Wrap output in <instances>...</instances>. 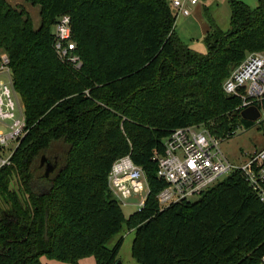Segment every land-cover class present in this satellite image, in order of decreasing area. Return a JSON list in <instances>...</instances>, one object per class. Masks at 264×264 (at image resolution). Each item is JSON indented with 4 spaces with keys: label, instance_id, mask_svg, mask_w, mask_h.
I'll list each match as a JSON object with an SVG mask.
<instances>
[{
    "label": "trees",
    "instance_id": "1",
    "mask_svg": "<svg viewBox=\"0 0 264 264\" xmlns=\"http://www.w3.org/2000/svg\"><path fill=\"white\" fill-rule=\"evenodd\" d=\"M28 1L40 5L38 29L25 8L0 0V64L4 51L31 128L0 168V195L10 205L0 213V264H116L124 237L112 249L108 241L124 226L135 232L139 264H258L264 205L244 175L160 207L165 183L154 157L179 128L203 124L226 139L254 127L223 82L247 54L264 52V0L254 9L231 0V28L211 25L206 54L179 37L171 0ZM63 16L71 18L80 70L53 48ZM125 156L150 186L145 207L129 217L108 181ZM43 158L57 164L48 177Z\"/></svg>",
    "mask_w": 264,
    "mask_h": 264
},
{
    "label": "built area",
    "instance_id": "2",
    "mask_svg": "<svg viewBox=\"0 0 264 264\" xmlns=\"http://www.w3.org/2000/svg\"><path fill=\"white\" fill-rule=\"evenodd\" d=\"M200 0H171L177 14L188 16L189 5ZM53 48L64 63L80 70L82 58L76 53L71 18L63 16L54 24ZM7 54L1 55L0 75V153L8 154L0 159V168L10 164L15 150L30 132L25 108L15 90L13 75ZM228 96L240 99L241 112L256 107L259 117L254 127L264 131V52L247 54L243 62L235 67L223 84ZM263 143L254 145L250 151H242L236 161H231L222 150V139L215 137L206 128L188 126L176 129L165 140V152L156 154L157 177L165 187L157 195L160 207L173 203L192 201L223 181L232 173L244 175L249 187L264 205V133ZM14 145V149L11 147ZM109 187L121 207H145L150 186L143 169L130 156L117 160L109 172ZM136 198V202L131 200ZM258 264H264V255Z\"/></svg>",
    "mask_w": 264,
    "mask_h": 264
},
{
    "label": "rangeland",
    "instance_id": "3",
    "mask_svg": "<svg viewBox=\"0 0 264 264\" xmlns=\"http://www.w3.org/2000/svg\"><path fill=\"white\" fill-rule=\"evenodd\" d=\"M12 6L23 7L29 13L33 27L38 29L41 25V15H40V5L32 4L28 0H7ZM242 4L249 6L250 8H256L258 6L259 0H235ZM190 14L182 18L181 15H178L176 22V31L179 37L184 43H186L190 48L195 50L198 53L206 54L208 49L204 42L206 34L211 30V25H215L217 28L226 32L231 28V18H232V7L231 0H200L196 5H189ZM54 31V27L52 28ZM3 54L6 52L2 51ZM13 75V74H12ZM230 76V75H229ZM228 76V77H229ZM227 77V78H228ZM226 78V79H227ZM0 79H4L0 75ZM225 79V80H226ZM225 82V81H224ZM223 82V84H224ZM21 102L24 106L22 98L20 97ZM200 127L206 128L209 130V127L201 124ZM210 131V130H209ZM211 132V131H210ZM263 129L261 128H251L246 129V127L240 126L235 134L231 138L222 139V150L229 157L231 161H236L242 151H250L254 145H262L263 143ZM14 149V145L11 146ZM8 154L0 153V159H6ZM44 171L47 168V163L43 164ZM11 188L15 190L17 188V182L13 181ZM197 200L194 198L193 201ZM136 202L137 199L134 198L131 200ZM10 207L7 200L0 195V213L6 212ZM123 212L126 217H129L134 212L138 211V207L127 206L123 207ZM135 232L129 231L126 226L123 227V230L117 236L112 237L108 241V247L114 248L116 243L121 237H124L123 245L120 249L118 261L121 264H139L137 259L133 255L132 245L134 240ZM45 263H56V264H68L65 262L59 261H50L47 258H42ZM85 264H96L94 258H87Z\"/></svg>",
    "mask_w": 264,
    "mask_h": 264
},
{
    "label": "water",
    "instance_id": "4",
    "mask_svg": "<svg viewBox=\"0 0 264 264\" xmlns=\"http://www.w3.org/2000/svg\"><path fill=\"white\" fill-rule=\"evenodd\" d=\"M242 118L246 121H255L259 117V111L256 107H252L249 109H246L241 114ZM47 162L45 158L42 160V165ZM57 167V164H52L50 162L47 163V168L45 171V176L48 177L54 169ZM48 216L46 217L47 221ZM116 264H121L119 261Z\"/></svg>",
    "mask_w": 264,
    "mask_h": 264
},
{
    "label": "crops",
    "instance_id": "5",
    "mask_svg": "<svg viewBox=\"0 0 264 264\" xmlns=\"http://www.w3.org/2000/svg\"><path fill=\"white\" fill-rule=\"evenodd\" d=\"M178 15H181V14H178ZM182 16V15H181ZM184 16H182V18H183ZM178 18V17H177ZM88 258H94V257H88ZM95 259V258H94ZM50 261H54V260H50ZM55 261H57V260H55ZM87 261V258H85V259H83V260H81L80 261V264H85V262ZM59 262H61V261H59ZM63 263V262H62ZM95 263H96V260H95ZM50 264V263H49ZM53 264H56V263H53ZM97 264V263H96Z\"/></svg>",
    "mask_w": 264,
    "mask_h": 264
},
{
    "label": "flooded vegetation",
    "instance_id": "6",
    "mask_svg": "<svg viewBox=\"0 0 264 264\" xmlns=\"http://www.w3.org/2000/svg\"><path fill=\"white\" fill-rule=\"evenodd\" d=\"M46 163H48V162H46ZM51 163V162H50ZM56 164V163H55Z\"/></svg>",
    "mask_w": 264,
    "mask_h": 264
}]
</instances>
